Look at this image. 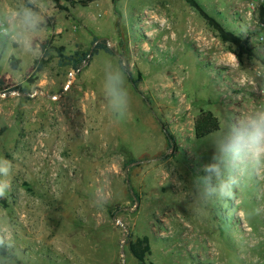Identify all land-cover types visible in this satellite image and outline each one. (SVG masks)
Wrapping results in <instances>:
<instances>
[{
  "label": "rangeland",
  "instance_id": "374dc122",
  "mask_svg": "<svg viewBox=\"0 0 264 264\" xmlns=\"http://www.w3.org/2000/svg\"><path fill=\"white\" fill-rule=\"evenodd\" d=\"M198 1L241 35L244 1ZM46 2L49 55L8 61L0 49V158L13 165L0 199L13 247L0 264H140L130 251L138 241L148 264H264V174L246 175L230 199L205 195L201 179L235 120L262 106L260 91L239 80L243 70L261 89L264 57H237L186 0ZM95 38L114 54L75 69L67 59ZM109 59L137 84L126 73L122 119L102 92ZM202 110L221 129L197 139ZM162 125L179 144L175 154Z\"/></svg>",
  "mask_w": 264,
  "mask_h": 264
},
{
  "label": "clouds",
  "instance_id": "9594fccd",
  "mask_svg": "<svg viewBox=\"0 0 264 264\" xmlns=\"http://www.w3.org/2000/svg\"><path fill=\"white\" fill-rule=\"evenodd\" d=\"M46 0H0V49L6 60L12 56L39 59L43 56L42 39L47 24ZM234 67L241 70L233 54ZM10 67V64H9ZM256 68H264L257 64ZM126 65L106 60L103 66L102 92L108 110L118 119L129 111V92L126 85ZM242 71L239 84H252L254 90L264 95V89L256 88L254 79ZM260 73L257 72V75ZM213 163L203 167L201 178L207 196L234 197L241 180L249 174H264V106L238 117L229 133L217 143ZM12 161L0 158V199H6L11 191ZM227 178L225 179V175ZM13 247V240L4 228H0V248Z\"/></svg>",
  "mask_w": 264,
  "mask_h": 264
},
{
  "label": "trees",
  "instance_id": "16d2710c",
  "mask_svg": "<svg viewBox=\"0 0 264 264\" xmlns=\"http://www.w3.org/2000/svg\"><path fill=\"white\" fill-rule=\"evenodd\" d=\"M58 8H62L63 2L70 4L71 6H82L88 7L90 4L94 3L98 0H51ZM189 6L195 9L199 15L205 20L207 25L211 27L219 36V38L224 42L228 43L235 48V55L239 58L243 57L244 55L251 57L253 55L252 48L250 43L247 39H245L242 35L236 34L235 32L229 30L223 23H221L218 19L211 16L206 8L198 1V0H186ZM44 55H49V47L47 44L43 45ZM58 52L59 56L63 59L66 57L63 54L64 49H54ZM105 52L107 54H114V50L105 42L104 40H100L95 38L93 41V48L87 53H76L78 57H70L68 62H72V65L75 69H79L80 64L86 63L91 61V59L101 53ZM43 61L42 64L35 68V71H40L43 68ZM69 64V63H68ZM13 67H17V62L13 63ZM125 72L128 74L130 81L137 87L136 82L133 80L132 75L125 69ZM221 129V122L218 117L214 115L211 111H204L202 110L200 114L195 118V136L197 139H203ZM162 130L165 135V138L168 143V148L172 151V154H175L179 151L180 147L176 141L175 136L172 132L168 129L166 125H162ZM138 245L141 241H138ZM136 244H130V251L134 255V257L138 260L140 264H148L144 252H141ZM0 254L4 257L9 256L8 249L6 247L0 248Z\"/></svg>",
  "mask_w": 264,
  "mask_h": 264
},
{
  "label": "built area",
  "instance_id": "2783aa9c",
  "mask_svg": "<svg viewBox=\"0 0 264 264\" xmlns=\"http://www.w3.org/2000/svg\"><path fill=\"white\" fill-rule=\"evenodd\" d=\"M238 9V25L243 28L241 35L250 43L252 51L260 57H264V0H242ZM261 78V89H264V68L257 69ZM263 99L264 95L260 93Z\"/></svg>",
  "mask_w": 264,
  "mask_h": 264
}]
</instances>
